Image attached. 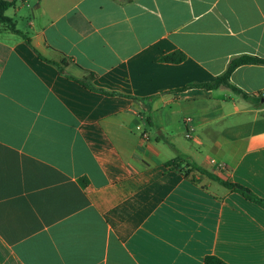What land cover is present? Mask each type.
Masks as SVG:
<instances>
[{
    "label": "crops",
    "instance_id": "0c3cea01",
    "mask_svg": "<svg viewBox=\"0 0 264 264\" xmlns=\"http://www.w3.org/2000/svg\"><path fill=\"white\" fill-rule=\"evenodd\" d=\"M6 15L31 44L0 23V264H264V205L221 182L264 201V65L231 77L260 106L181 91L264 57V0H17ZM179 153L195 168L170 166Z\"/></svg>",
    "mask_w": 264,
    "mask_h": 264
},
{
    "label": "trees",
    "instance_id": "16d2710c",
    "mask_svg": "<svg viewBox=\"0 0 264 264\" xmlns=\"http://www.w3.org/2000/svg\"><path fill=\"white\" fill-rule=\"evenodd\" d=\"M16 3H17V0H14V1L0 0V23L6 25L7 28L11 32H14L22 36L27 41L28 44H31V38L24 32L18 30L14 20L11 17L6 15V12L9 9L13 8L16 5ZM186 59H187V56L184 52L177 51V52L164 55L160 59V61L165 62V63L179 64V63L184 62ZM243 65H264V57L242 55L237 58H234L230 62L227 70L222 75L218 76L214 81L208 82V83H202V84H191L187 86L186 88L181 89V91H184L187 88H191V87H198V88H203L206 90H216V89H219L220 87H226L232 90L234 94L242 97L244 100L254 104L255 106H260L262 103V99H263L262 96H256L253 94H249L243 91L242 89L238 88L236 85L232 83V80H231L232 74L238 67L243 66ZM177 158H178L177 160L170 162L169 165L174 167L175 169H178L181 166V162H183V163H186V165L193 167L189 159L183 156L181 153L178 154ZM81 181L83 182V184H85L84 180H81ZM221 182L227 188L242 193L249 200L257 202L261 205H264V201L254 196L250 189L242 185L229 182V181H221ZM205 264H228V263H226L225 261H223L217 256H207L205 259Z\"/></svg>",
    "mask_w": 264,
    "mask_h": 264
},
{
    "label": "rangeland",
    "instance_id": "374dc122",
    "mask_svg": "<svg viewBox=\"0 0 264 264\" xmlns=\"http://www.w3.org/2000/svg\"><path fill=\"white\" fill-rule=\"evenodd\" d=\"M19 26H20L21 29H24V27H25V23L22 24V22H21V23L19 24Z\"/></svg>",
    "mask_w": 264,
    "mask_h": 264
},
{
    "label": "built area",
    "instance_id": "2783aa9c",
    "mask_svg": "<svg viewBox=\"0 0 264 264\" xmlns=\"http://www.w3.org/2000/svg\"><path fill=\"white\" fill-rule=\"evenodd\" d=\"M188 137H190V135H188Z\"/></svg>",
    "mask_w": 264,
    "mask_h": 264
},
{
    "label": "water",
    "instance_id": "95a60500",
    "mask_svg": "<svg viewBox=\"0 0 264 264\" xmlns=\"http://www.w3.org/2000/svg\"><path fill=\"white\" fill-rule=\"evenodd\" d=\"M264 100V99H263Z\"/></svg>",
    "mask_w": 264,
    "mask_h": 264
}]
</instances>
